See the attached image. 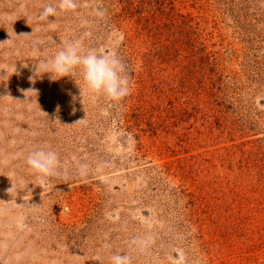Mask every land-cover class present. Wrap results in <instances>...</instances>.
Wrapping results in <instances>:
<instances>
[{"label": "rangeland", "instance_id": "1", "mask_svg": "<svg viewBox=\"0 0 264 264\" xmlns=\"http://www.w3.org/2000/svg\"><path fill=\"white\" fill-rule=\"evenodd\" d=\"M50 2L0 0V264H264V0ZM37 40L117 53L130 94L33 81Z\"/></svg>", "mask_w": 264, "mask_h": 264}, {"label": "clouds", "instance_id": "2", "mask_svg": "<svg viewBox=\"0 0 264 264\" xmlns=\"http://www.w3.org/2000/svg\"><path fill=\"white\" fill-rule=\"evenodd\" d=\"M77 6V0H51L43 7L38 20L54 25L55 20L50 17H56L60 12L75 10ZM43 44V40L34 43L33 55L43 58L33 64L35 66L33 81L45 74L53 82L70 77L77 86L82 85L78 86L81 99L85 90L94 99L103 97L112 102H119L130 94V78L117 53H104L96 49L84 50L79 42H65L58 45L51 54L41 53ZM72 99L75 101L76 97L73 96ZM25 165L42 183H47L49 178L59 175L61 161L55 150L40 146L28 153ZM113 259L115 264H122V257L117 256Z\"/></svg>", "mask_w": 264, "mask_h": 264}]
</instances>
